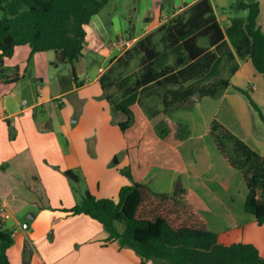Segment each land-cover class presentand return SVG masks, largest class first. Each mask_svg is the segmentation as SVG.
<instances>
[{
    "label": "crops",
    "instance_id": "1",
    "mask_svg": "<svg viewBox=\"0 0 264 264\" xmlns=\"http://www.w3.org/2000/svg\"><path fill=\"white\" fill-rule=\"evenodd\" d=\"M240 1L251 0H109L86 26L83 53L75 63L77 81L70 66L54 64L56 55L51 50L31 54L29 45H21L12 57L5 59L7 72H19L21 78L4 82L0 77V169L20 152L30 150L51 203L45 209L26 207L23 211L30 222L19 219L18 214L23 211L11 210L13 225L6 223L10 231L23 223L28 226L19 227L13 236L7 250L9 264H142L132 248L120 249L117 244L108 243L109 234L99 221L66 211L81 202L86 191L76 190L78 180L65 174L66 170L79 168L81 163L72 139L77 129L66 121L60 109L65 98L79 101L87 94L91 95L86 102H93V112H105L108 118L83 135L84 140L96 133L112 152L118 153L125 146L130 147L125 143L122 148V144L126 142L125 134L137 124L131 113L141 115L148 120L158 140L178 151L179 167L167 172L163 167L156 168L150 185L146 182L153 195L184 189L189 202L199 211L189 197L192 190L218 218L224 232L241 230V241L256 245L264 257V224H258L256 217L246 211L245 204L243 209H237L234 194H221L212 187L214 181L223 186L235 184L223 178L218 180L217 171H207L209 160L205 150L210 144L213 155L221 158L209 138L212 123L218 121L264 155L254 134L255 126L259 125L255 117L258 112L248 98L249 95L264 113V96L260 98L264 75L258 72L250 56L248 10L237 8ZM256 1L260 5L258 25L264 28V0ZM120 37L132 41V46L117 47ZM89 51L97 56L93 62ZM93 64L96 72H92ZM218 79L229 80L230 86L217 96L194 95L188 102L169 106L164 103L165 92L169 90ZM98 83L102 84L101 89ZM116 83L122 95L105 92ZM118 96L121 99L114 102ZM114 105L127 109L131 121L126 129L120 123L127 121L129 115ZM259 119L264 125L260 115ZM52 120L60 130L51 124ZM78 121L79 118L73 119L71 123ZM120 130L124 137L116 142L113 132ZM79 147L83 149L84 144L79 143ZM97 147L100 149L101 144ZM190 173L200 178L224 206L223 217L191 188ZM139 174L138 180L131 176L126 184L115 175L117 183H113L112 193L117 191L119 197L123 186L144 182L145 173ZM97 189L100 193V187ZM147 264L166 263L150 260Z\"/></svg>",
    "mask_w": 264,
    "mask_h": 264
},
{
    "label": "trees",
    "instance_id": "2",
    "mask_svg": "<svg viewBox=\"0 0 264 264\" xmlns=\"http://www.w3.org/2000/svg\"><path fill=\"white\" fill-rule=\"evenodd\" d=\"M108 2L0 0V77L4 82L21 78L19 72H7L5 59L12 57L18 46L29 45L31 54L53 50L54 64L70 66L77 81L75 63L83 53L86 26ZM237 6L248 10L250 56L258 72L264 75V28L258 25L260 5L251 0L240 1ZM229 86V80L218 79L182 90H169L165 92L164 103L169 106L188 102L194 95L217 96ZM248 98L264 123L263 111L249 95ZM114 108L128 114L124 106L114 105ZM130 121L129 115L127 121L120 123L122 129H126ZM209 138L223 162L245 180L246 211L256 217L259 225L264 224V156L218 121L212 123ZM125 173L131 178L128 171ZM65 174L73 180L79 179L72 170H66ZM189 179L191 188L223 217L225 208L208 186L192 173ZM0 202L14 213L26 207H51L30 150L20 152L0 169ZM66 211L86 214L99 221L109 234L107 242L117 244L120 249L132 248L142 264L150 260H162L166 264H264L256 245L242 241L226 243L218 233L211 231L205 217L187 199L184 189L157 197L146 183L134 181L121 188L118 199L98 197L87 190L82 201ZM12 243L10 229L0 221V264H9L7 250Z\"/></svg>",
    "mask_w": 264,
    "mask_h": 264
},
{
    "label": "rangeland",
    "instance_id": "3",
    "mask_svg": "<svg viewBox=\"0 0 264 264\" xmlns=\"http://www.w3.org/2000/svg\"><path fill=\"white\" fill-rule=\"evenodd\" d=\"M109 9L110 8H108V10ZM51 53H54V51L51 50ZM90 54L91 62H93V59L97 58V56L92 53ZM92 67V72H96L97 69L94 64L92 65ZM115 85L116 86L110 87V89H107L108 91L105 92H113L117 94L119 93L120 95H122V91H119L117 87L119 86L118 83H116ZM98 87L99 89H101L102 84L98 83ZM260 91V98L263 99L264 85L262 87V90L260 87ZM90 96L91 95L87 94L86 98ZM86 98L84 97L79 101H76L75 98H73V100H67L65 98V104L63 105V108L60 109L61 114L65 115L66 121L77 129L75 137L74 135L72 136V139L75 140L77 146V154L81 163L80 167L74 169L73 171L79 178L78 182H75L76 190H81L83 192L88 190L90 192H94L95 194H102V196L104 197L117 198V191H115V193H112L113 183H117V180L114 177L115 175H118V179L125 181L126 184L129 181V177L125 172L128 171L136 180L140 178L139 173H145L142 180L144 181V183L148 182V184L150 185L149 180L151 177H153V175L156 174L154 173L156 168L163 167V169H166L165 172H167L168 169L179 167L176 159L178 151L158 140L156 133L149 127L148 120L141 115H138L137 117L133 113H131L132 118L136 119L137 124L133 130L128 131L127 135L125 134L126 142L122 144V148L124 147L125 143H128L130 147L125 146L123 149L121 148L122 150L119 149L121 151H119L118 153L112 152L111 148L103 143V138L96 133L84 140L85 136L83 135L91 132L93 128H95L98 124L108 118L107 113L105 112H93V102H86ZM119 99H121V96L115 98L114 102H118ZM255 115L256 119H258L257 121H259V125L258 123H256L259 127L255 126L254 130V134L259 140L256 144H259L261 149L260 152L264 154V132H262V130L264 131V125L260 121L258 113H256ZM114 117L116 118L117 114L114 113ZM78 118V122L71 123L73 122V119ZM112 122L115 123V119H113ZM51 124H53L58 130H60L55 120H52ZM103 131L106 134L108 133L105 129H103ZM77 133L79 135H77ZM113 133L116 142L122 140L124 137V134L121 130L120 132ZM63 139L65 138H62V140ZM79 141L84 144L83 149H80L79 143L81 144V142ZM99 143L101 144L100 149L98 147L96 148L97 144ZM205 150L209 160L207 171L212 173H214V171H217L219 174L218 180H221L223 178L224 180H231V182H234L235 184L234 187L223 186L214 181L212 182V187L221 194H234L236 198V208L243 209L245 204V197L247 194L246 182H244V179L241 176H238L237 174L231 172L221 158L217 159L213 155V148L210 146V144L205 148ZM98 187H100V193L97 192ZM153 190H158L159 192L163 193L162 189H155L153 187ZM73 191L74 193L72 192V195H75L74 188ZM76 193L79 194V191H76ZM189 197L194 202L199 211L207 219L211 231L219 233L221 239L226 242H237L242 240L241 230L231 232L223 231L218 218L213 214V212L210 211V209L204 204V202L198 197L195 192L190 190ZM18 217L21 220H26L29 222L31 221L27 218V213L25 211L18 214ZM6 223L8 224V226L13 225V221L11 219ZM257 227L258 229H261L259 228V226Z\"/></svg>",
    "mask_w": 264,
    "mask_h": 264
},
{
    "label": "built area",
    "instance_id": "4",
    "mask_svg": "<svg viewBox=\"0 0 264 264\" xmlns=\"http://www.w3.org/2000/svg\"><path fill=\"white\" fill-rule=\"evenodd\" d=\"M116 46L117 47H131L132 41L125 39L124 37H120L116 42ZM12 218H13L12 211L5 204H3V203L0 204V221H1V223H3L6 226V222ZM27 226H28L27 223H23L19 226H16L15 228H13L11 230V235L14 236L17 233L19 227H21L22 229H25V228H27Z\"/></svg>",
    "mask_w": 264,
    "mask_h": 264
}]
</instances>
